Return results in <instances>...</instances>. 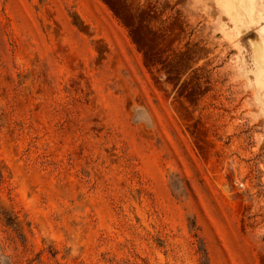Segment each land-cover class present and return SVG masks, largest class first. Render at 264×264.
<instances>
[{
    "label": "rangeland",
    "instance_id": "rangeland-1",
    "mask_svg": "<svg viewBox=\"0 0 264 264\" xmlns=\"http://www.w3.org/2000/svg\"><path fill=\"white\" fill-rule=\"evenodd\" d=\"M0 264H264V0H0Z\"/></svg>",
    "mask_w": 264,
    "mask_h": 264
}]
</instances>
